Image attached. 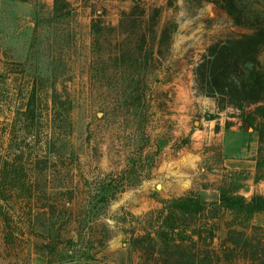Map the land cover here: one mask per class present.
I'll use <instances>...</instances> for the list:
<instances>
[{"label": "rangeland", "instance_id": "1", "mask_svg": "<svg viewBox=\"0 0 264 264\" xmlns=\"http://www.w3.org/2000/svg\"><path fill=\"white\" fill-rule=\"evenodd\" d=\"M71 2L57 16L54 0H0V166L19 169L24 186L1 201L0 264H167L132 240L163 231L166 202L187 195L207 203L206 221L176 239L195 230L203 264H258L234 258V237L264 235V212L220 205L224 194L264 195L258 132L195 82L212 48L247 29L211 0H143L178 29L163 70L136 71L116 63L108 25L133 1ZM94 7L106 10L105 39L92 32Z\"/></svg>", "mask_w": 264, "mask_h": 264}, {"label": "trees", "instance_id": "2", "mask_svg": "<svg viewBox=\"0 0 264 264\" xmlns=\"http://www.w3.org/2000/svg\"><path fill=\"white\" fill-rule=\"evenodd\" d=\"M132 1L129 9L120 12L117 27L108 24L120 39L114 47L116 63L132 66L138 71L154 61L163 70L165 62L161 59L172 48L178 24L172 19L163 20L161 7L148 5L143 0ZM211 1L226 9L234 22L247 31L214 46L210 55L198 63L195 67L196 89L198 93L216 97L219 110L227 107L239 110L244 122L258 132L255 179L260 181L264 179V64L261 61L264 53V10L247 9L242 0ZM72 10L71 0H54L57 16L70 15ZM105 14V9L102 12L95 7L92 9L91 28L98 40L105 39L107 33ZM30 116L33 121L36 117L34 110ZM11 166L7 161L0 166V209L3 207L1 201H8L24 188L18 184L21 171ZM220 205L243 212L250 218L255 213L264 212V195L254 194L248 199L224 194ZM206 212L207 203L197 197L187 195L168 200L158 216L159 228L163 231L158 230L156 236L148 231L134 238L132 244L142 251H157L156 257L164 258L167 264H203L204 259L193 252L195 244H191L195 230L187 239L179 241L175 237L179 228L199 226L206 221ZM6 218L5 214L3 219ZM240 234L234 237V258L264 264V235L249 236L244 231Z\"/></svg>", "mask_w": 264, "mask_h": 264}, {"label": "water", "instance_id": "3", "mask_svg": "<svg viewBox=\"0 0 264 264\" xmlns=\"http://www.w3.org/2000/svg\"><path fill=\"white\" fill-rule=\"evenodd\" d=\"M248 128V127H247Z\"/></svg>", "mask_w": 264, "mask_h": 264}]
</instances>
